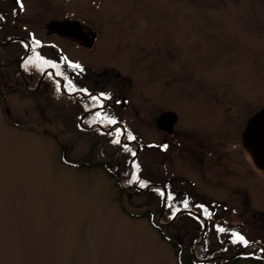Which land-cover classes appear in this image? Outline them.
Returning <instances> with one entry per match:
<instances>
[{"label":"rangeland","instance_id":"374dc122","mask_svg":"<svg viewBox=\"0 0 264 264\" xmlns=\"http://www.w3.org/2000/svg\"><path fill=\"white\" fill-rule=\"evenodd\" d=\"M24 1L15 25L25 36L37 31L67 50L44 36L46 24L65 17L95 33L97 49L88 63H97L98 55L99 66L120 75L122 97L140 119L145 106L153 115L178 112L182 121L183 113H195L201 138L232 147L241 144L247 120L264 108V0ZM15 48L0 47V61ZM14 78L13 88L0 86V264H177L174 245L181 238L182 258L191 251L210 259L207 264L262 259L259 247L230 259L255 243L264 249V173L252 167L249 154L242 212L221 216L217 232L204 238L211 243L199 244L200 231L180 229L176 216L160 213L155 197L129 193L130 180L141 183L139 174L146 180L144 160L131 158L117 186L105 167L115 173L120 148L110 138L104 145L95 134L78 131L51 91L35 96L28 91L35 82L25 88ZM147 139L131 134L120 142L144 157ZM147 213L158 218L169 242L150 226ZM225 238L228 247L222 248Z\"/></svg>","mask_w":264,"mask_h":264},{"label":"flooded vegetation","instance_id":"af4514ba","mask_svg":"<svg viewBox=\"0 0 264 264\" xmlns=\"http://www.w3.org/2000/svg\"><path fill=\"white\" fill-rule=\"evenodd\" d=\"M1 3L0 16L3 19L0 20V47L16 48L11 56L2 57L7 60L0 61V86L13 88L10 82L13 79L15 81L14 77H20L25 88L35 82L34 89L27 90L35 96H41L53 92L59 83L64 88L65 116L75 119V128L81 133H106L112 137H118L119 133L147 135L143 151L145 156L138 150L132 161L144 160L147 182L162 187L160 213L175 215V224L180 229L193 226L200 231V236L203 234L208 237L214 230L217 232L216 226L221 216L242 212L243 200L247 196L242 186L246 185L245 176L249 166V153L242 145V136L241 144L232 147L201 138L198 128L200 123L195 113H183L182 121L178 112L164 110L153 115L151 107L145 106L143 113L146 117L140 119L139 114L128 108L127 100L122 97L124 85L120 75H112L109 69L99 66L98 55L97 63H88L97 49L94 32L70 17L50 21L46 24V30L51 22L70 21L74 24L73 35L80 39L54 31L47 30L44 33L45 37L57 38L59 43L66 45L65 50L52 42L43 41L37 31L35 37L31 32H27L26 36L21 34L25 30L15 24L25 10L24 0H0ZM7 19L13 20L11 26L6 24ZM144 101L148 105V99ZM4 112L7 115V111ZM169 112L177 117L171 133L157 127L158 119ZM180 124L184 126L183 131L177 127ZM149 135H160L153 138L161 139L153 140ZM125 146H129V143ZM249 157L256 172L264 173ZM152 169L155 173L148 171ZM171 224L167 222L166 228ZM219 228L222 229L221 226ZM226 229L223 228V231L227 232ZM204 237L199 244L211 243ZM226 239L222 242V248L228 247ZM183 242L181 238L178 244L182 246ZM191 243L196 244L197 240Z\"/></svg>","mask_w":264,"mask_h":264},{"label":"trees","instance_id":"16d2710c","mask_svg":"<svg viewBox=\"0 0 264 264\" xmlns=\"http://www.w3.org/2000/svg\"><path fill=\"white\" fill-rule=\"evenodd\" d=\"M51 96H53V99L56 100L57 103H59V101L64 102L65 95L61 91V87H60L59 83L56 84V87L54 88V91L53 92L51 91ZM61 104L64 107L63 103H60V107H61ZM126 136L128 137V139L131 138V135H126ZM95 137L98 140H103L102 143L104 145H105V141L107 142V138H110L113 141L112 144L114 145V147H118L121 150L122 155H120V161L116 162L117 170L115 171V173H114V171H111V170H109L108 168L105 167V170L107 169L106 171L111 175L110 177L115 180L116 185L118 186L120 179L123 178V177L125 178L128 175V173H129V162H130V160H131V158L133 156L134 151L132 149L127 151V148L124 147V144L120 142V138L122 137V133H119L118 139H117V137H115V136L112 137L111 135H108L106 133H103V134H100V135H95ZM114 140L118 141V143L114 142ZM102 147H104V146H102ZM63 163L66 164V165H71L68 162H66L65 160H63ZM123 164H124V167H121ZM99 165L103 166L102 163L98 164V166ZM73 167H75V165ZM117 171H118V173H116ZM140 176H141V174H139V177ZM128 183L130 185L129 193L133 192L132 194L137 195V196L155 197L156 200H159L160 203L162 202L163 196H162V192L161 191H159V190H150V191L144 192V191L141 190L142 188L145 189L151 183L143 181V180H142L141 183L133 182L131 180ZM141 184H143L144 186L141 187ZM120 191H121V194H123L122 192H125L122 188H120ZM145 218L148 220V223L150 224V226L156 232L159 233L161 240L164 241V242H169V240L166 238V236L163 233L162 227L158 224V220H156L158 218L156 216H154V215H151L150 213H147V216ZM174 248L176 249L175 255H176L177 261H178L177 264H200L193 258V256L190 253L186 257L182 258L181 257V250H180V246L179 245H174ZM250 260L253 263H255V264H264V259H255V258L252 259V258H250ZM202 264H207V263H202Z\"/></svg>","mask_w":264,"mask_h":264},{"label":"water","instance_id":"95a60500","mask_svg":"<svg viewBox=\"0 0 264 264\" xmlns=\"http://www.w3.org/2000/svg\"><path fill=\"white\" fill-rule=\"evenodd\" d=\"M73 25L74 24L70 21L51 22L47 26V30L66 35L68 37H76L80 39V37L73 35L75 32ZM176 121L177 117L174 113H165L158 119L157 127L161 131L171 133ZM242 145L248 151L255 166L264 172V108L256 112L248 119L242 133ZM197 261L200 263L211 262V260Z\"/></svg>","mask_w":264,"mask_h":264},{"label":"snow or ice","instance_id":"6c2138e0","mask_svg":"<svg viewBox=\"0 0 264 264\" xmlns=\"http://www.w3.org/2000/svg\"><path fill=\"white\" fill-rule=\"evenodd\" d=\"M21 7H23V6L21 5ZM2 19H3V17L0 16V20H2ZM77 67H78V65H77ZM117 143H118V141H117ZM133 155H135V153H133ZM143 186L144 185L141 184V187H143ZM221 231H223V229H221ZM237 240L240 241V242H242V243H244V244H247V241L244 240V237L243 236H237Z\"/></svg>","mask_w":264,"mask_h":264}]
</instances>
